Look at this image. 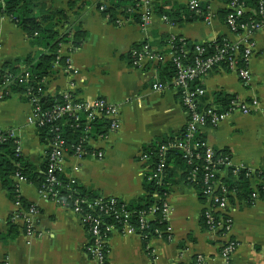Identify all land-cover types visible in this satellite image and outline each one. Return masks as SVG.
Listing matches in <instances>:
<instances>
[{
	"label": "crops",
	"instance_id": "obj_1",
	"mask_svg": "<svg viewBox=\"0 0 264 264\" xmlns=\"http://www.w3.org/2000/svg\"><path fill=\"white\" fill-rule=\"evenodd\" d=\"M158 1L170 8L185 7L188 0ZM37 2L47 9L65 10L68 21L59 27L60 32L74 27L84 35L78 47L73 48L68 42L60 48L62 58H69L77 72L68 71L61 61L53 65L41 80L44 94L53 97L71 90L79 98L102 96L119 106L118 131L103 139L97 138L94 130L89 137L88 145L101 154L77 160L68 152L64 158V178L75 177L84 191L102 196L124 201L140 198L147 188L139 154L156 140L183 129L188 117L176 90L152 88L160 80L158 64L133 66L130 50L143 43L162 48L173 34L197 42L218 36L234 39L223 22L225 1L211 0L208 19L171 23L156 12L145 26L137 20L119 26L112 24L96 9L94 0ZM253 39L255 52L249 62V84H243L234 72L220 69L209 72L202 80L210 95L257 100L251 113L235 112L214 127L200 128L206 143L226 150L233 165L255 171L247 180L249 184L230 196L225 209L233 221L229 238L237 243L228 264H264V193L250 198L253 188L264 180V27ZM42 50V46L31 43L19 25L0 13V67L11 63L9 66L22 70L27 65L23 60L31 55L34 64L38 60L36 54ZM14 92L0 99V129L20 137L23 161L32 173L43 174L47 142L40 138L37 127L27 122L30 103L20 91ZM77 164L79 169L75 170ZM226 175L227 170L221 179ZM169 188L171 238H143L122 228L113 230L108 242L110 264H192L199 254L207 264H224L221 247L226 238L209 232L202 217L208 199L177 177ZM20 194L26 204H35L39 210L35 218L39 235L26 236L22 220H9L13 201L0 181V264H96L85 249V225L74 212L43 198L31 180L21 184Z\"/></svg>",
	"mask_w": 264,
	"mask_h": 264
},
{
	"label": "built area",
	"instance_id": "obj_2",
	"mask_svg": "<svg viewBox=\"0 0 264 264\" xmlns=\"http://www.w3.org/2000/svg\"><path fill=\"white\" fill-rule=\"evenodd\" d=\"M134 1V6L120 7L113 22H111L109 12H106L107 8L112 5L109 0H94V6L107 21L118 26L136 20L130 16L132 13L138 14L141 26L149 24L153 16L155 0ZM210 2L211 0H188L187 5L192 12L197 15L201 14L203 19H208ZM202 4H206V12H202ZM225 5L229 10L225 24L234 39L227 38L225 48H218V52L213 55L202 58L203 47L197 43L194 46L193 60L190 63H185L183 58H185L188 49L185 44H175L176 37H179V40L183 38L175 34L167 38L166 44L162 48L143 43L131 48L129 55L132 65L136 67H142L148 62L158 64V66L167 61L174 64L176 69L174 76L165 81L157 80L152 84V88L161 91L169 88L176 90L188 117L184 127V137L160 144L156 149L157 160L154 163L149 161L147 152L143 151L139 154L145 178L147 182L153 183L155 190L162 187L167 168L166 151L169 149L180 150L181 158L188 168L179 172L185 174L184 181L197 182L200 177L201 192L209 201V205L202 212V217L209 232L216 233L220 238H226L222 242L221 256L223 263L228 264L237 243L229 238L233 221L231 216L226 214L225 209L230 196L236 194V191L227 186V183L221 179V174L225 170L231 169L233 175L237 176L238 173L243 172L249 178L255 171L247 166L233 165L228 153L225 154L220 152L222 150L214 149L205 140L192 143V139L202 127H214L235 112L251 113L256 108L257 100L255 98L247 101L235 95L229 99L224 109L219 108L213 104V96L203 86L202 80L206 74L216 68L224 70L220 64L225 62L227 69L224 71L234 72L245 85L250 83L249 62L255 52L253 36L264 27V2L263 0L259 2L258 9L254 13L256 15L253 16L246 15L248 10L243 0H226ZM162 18L168 21L166 16L163 15ZM244 18L247 19L246 22H242ZM62 44H59L58 54L52 66L60 64ZM64 64L68 71L77 72L69 58L64 59ZM27 82L26 90L19 92L27 98L31 105L27 122L37 128L48 127L50 134L46 138L45 178L37 191L43 198H48L59 206L71 210L80 218L88 233L85 249L89 257L96 264H110L108 259L109 236L113 230L121 231V228L124 232L137 233L143 238L149 236L171 238L172 229L169 221L172 206L167 199V192L160 194L158 191H154L152 204L146 208L132 210L128 208L127 201L120 198L102 195L90 198L79 190V184L75 177L68 176L66 178L68 182L62 178L64 158L69 147H71L72 156L77 160L89 155L98 156L101 154V151L88 145L89 137L92 136L93 131L92 123L98 117L108 119L106 132L96 133L97 138L106 139L111 132H117L119 129V106L102 96L79 98L71 90H64L60 93L63 101H54L50 107H44L41 103V98L44 95L42 81H35L26 67L19 73L11 72L6 67H0V99L13 95L14 91H20L18 86ZM81 120L84 122L82 123ZM67 123H70V126L74 128L82 127L83 129V135L72 144L68 143L61 130V126ZM7 142L14 145L15 156H20V137L10 130L0 129V146ZM199 147L202 149L199 150ZM74 169L78 170L79 165L74 166ZM256 173L258 174V172ZM12 179L17 195L13 201V211L9 215V220L12 222L22 220L26 236H38L39 232L35 229V218L39 214V210L32 203L23 206L20 200V186L27 180L20 167L17 166ZM259 192L264 193V180L253 188L250 198L256 199ZM155 222L161 226H154ZM192 264H207V262L199 254Z\"/></svg>",
	"mask_w": 264,
	"mask_h": 264
},
{
	"label": "trees",
	"instance_id": "obj_3",
	"mask_svg": "<svg viewBox=\"0 0 264 264\" xmlns=\"http://www.w3.org/2000/svg\"><path fill=\"white\" fill-rule=\"evenodd\" d=\"M226 3V0H224ZM247 7V13L246 15H256L254 14L255 11H257L259 2L261 0H243ZM111 2V6H109L106 10V12H109L111 16V22L114 21L115 16L119 13L117 10L119 8H123L126 5H132L134 6L135 1L134 0H109ZM264 2V0H263ZM154 11L153 15L158 12L161 16H166L168 21L173 23L176 21H191L195 19H203V16L201 14H195L192 12L187 5V2L185 3V7H170L165 8L158 0H155L154 2ZM202 12H206V4H202ZM0 13L8 16L13 22H15L17 25H19L23 31L31 38V43L33 45L37 44L43 47L42 52H39L36 54L38 60L34 64L33 56L29 55L27 58L23 60L27 63L26 69L30 72L31 76L34 78L35 81H40L44 76H46L51 67L52 63L56 60L59 44L60 43H70V45L73 48H76L79 46L81 40L83 39V34L81 31H78L77 29L74 30V27L71 29H67L63 32H60L59 27L63 24H65L68 21V18L66 16V12L63 9H55L51 10L50 8L47 9L44 5L37 2V0H0ZM229 13V10L225 8L223 22L225 23L226 15ZM130 16L134 17L138 22L140 21L138 14L132 13ZM113 18V19H112ZM136 21V22H137ZM247 19L244 18L242 22H246ZM113 24V23H112ZM226 25V24H225ZM226 36H218L216 39L211 41H203V42H197L193 40H189L187 38H182V40H179V37H176L175 44L181 45L185 44L186 48L188 49V52H186L185 58H183V61L185 63H190L194 58V46L197 43H200L203 47V53L201 54L202 58L208 57L210 55H213L214 53L218 52L219 49L225 48L226 44ZM219 48V49H218ZM218 49V50H217ZM61 62H64V59L60 58ZM6 67L9 66L11 63H6ZM222 66L221 68L226 70V63L222 62L220 64ZM11 72L19 73L22 70H19L15 67V65L8 67ZM219 70V69H215ZM158 71L160 74V80L165 81L171 79L175 74V66L171 61H167L161 65L158 66ZM228 71V70H227ZM230 72V71H229ZM28 84H20L18 86V89L20 92L25 91V85ZM37 86V84H35ZM17 90V89H16ZM213 96V104L218 106L221 109H224L229 101V99L234 95H221V94H214ZM27 99V98H26ZM181 99V98H180ZM54 101L61 102L62 97L60 94L57 96H48L43 95L41 98V103L44 107H50ZM83 123L84 120H81ZM108 126V119L104 117H98L93 121L92 128L93 131L96 130L98 133H104L107 130ZM48 127H38L37 130L39 132L40 138L43 141H46V138L49 137V131ZM61 130L63 135L65 136L66 140L69 144L75 143L78 141L79 137H81L83 134V129L81 128H74L73 126H70V123L65 124L64 126H61ZM184 137V128L181 129L176 134L167 136L162 139H158L155 142L149 144L147 147L144 148V151L147 152L149 156V161L154 163L157 160V151L156 149L158 146L162 143H166L168 141L177 140ZM205 140L204 137L201 135L200 131H198L192 139V143H196L197 141ZM199 150L202 148L199 147ZM0 181L2 185L7 188L8 193L12 201H14L16 197V192L14 190L13 185V179L12 175L14 171L16 170L17 166L20 167V170L23 175L26 176V181H33L36 183V187L41 185L45 178V170H46V164H47V156L45 160V166H44V172L43 174H38L37 172H31L30 166L25 163L22 159V155L15 156L14 154V145L11 142H7L5 144H2L0 146ZM68 152L71 153V147L68 148ZM220 152H223L227 154L226 150H222ZM47 154V153H46ZM166 174L164 178V184L162 187L156 188L153 185V183L147 182L146 178H144V184L147 188L140 198L132 201H127L128 208L132 210H138L141 208H146L148 205L153 203V192L158 191L160 194L163 192L169 193L170 188L169 185L171 184V181L174 177H177L179 179H182L184 181L185 174L183 171L185 168H188L184 162V160L181 158V152L178 149H169L166 151ZM199 174V173H198ZM227 177L224 178V180L227 183V186L229 188H233L236 193L240 191V188L246 187L248 183V177H246L243 172L238 173L237 176L233 175L231 172V169L227 170ZM237 177V178H235ZM64 178V175L62 176ZM38 179V180H35ZM65 182H68L66 178H64ZM187 185L194 187L199 195H201L203 198L205 196L201 192V182L200 177H198L197 182H189L184 181ZM79 190L87 194L90 198H95L100 196V194L94 193V192H87L82 189V187L78 186ZM21 203L23 206H27L22 199V196L20 197ZM120 200V199H119ZM133 219H135L133 217ZM134 221V220H133ZM154 226H161L157 222L153 223Z\"/></svg>",
	"mask_w": 264,
	"mask_h": 264
}]
</instances>
